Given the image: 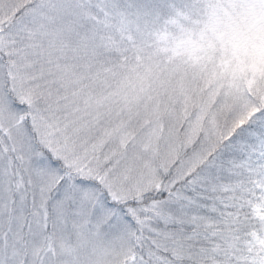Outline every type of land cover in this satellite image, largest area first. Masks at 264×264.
Wrapping results in <instances>:
<instances>
[{
	"label": "snow or ice",
	"instance_id": "1",
	"mask_svg": "<svg viewBox=\"0 0 264 264\" xmlns=\"http://www.w3.org/2000/svg\"><path fill=\"white\" fill-rule=\"evenodd\" d=\"M0 264H264V0H0Z\"/></svg>",
	"mask_w": 264,
	"mask_h": 264
}]
</instances>
